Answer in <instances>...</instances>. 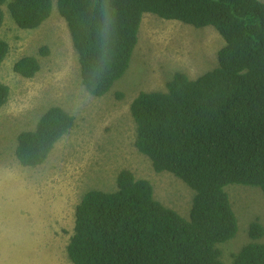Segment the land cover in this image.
<instances>
[{"label":"trees","instance_id":"trees-1","mask_svg":"<svg viewBox=\"0 0 264 264\" xmlns=\"http://www.w3.org/2000/svg\"><path fill=\"white\" fill-rule=\"evenodd\" d=\"M53 0H0L22 30H36L51 16ZM78 55L81 82L103 97L129 67L144 14L196 29L211 26L224 39L218 67L191 80L182 72L167 92H141L130 112L135 146L156 173L167 172L195 192L189 219L154 199L152 184L129 170L117 190H91L75 211L66 247L72 264H225L218 245L232 240L238 223L225 188L243 185L264 194V3L260 0H57ZM9 46L0 40V67ZM42 49V54H47ZM32 79L34 57L13 66ZM119 97L121 95H118ZM9 88L0 83V108ZM75 118L51 107L34 130L16 138L15 157L26 168L43 165ZM250 242L231 264H264V227L250 224Z\"/></svg>","mask_w":264,"mask_h":264},{"label":"rangeland","instance_id":"rangeland-1","mask_svg":"<svg viewBox=\"0 0 264 264\" xmlns=\"http://www.w3.org/2000/svg\"><path fill=\"white\" fill-rule=\"evenodd\" d=\"M53 2L50 18L36 30L18 28L3 7L0 40L7 42L9 51L0 67V83L9 88V97L0 108V264H72L66 247L74 233L76 207L91 190L116 191L122 170L149 181L154 199L185 219L195 195L172 174L156 173L138 152L130 106L141 92H167L166 84L177 72L195 80L217 68L224 39L211 26L196 29L146 13L128 69L98 98L82 85L67 23L59 15L57 0ZM44 48L48 53L43 55ZM23 57L40 63L32 79L13 71ZM54 106L75 118L74 127L43 165L21 166L15 157L18 134L34 130ZM224 190L238 232L218 249L222 261L231 264L250 242V224L259 221L264 227V194L243 185Z\"/></svg>","mask_w":264,"mask_h":264}]
</instances>
